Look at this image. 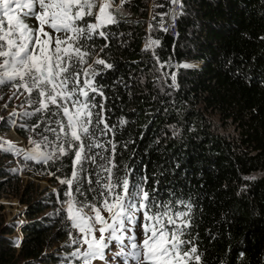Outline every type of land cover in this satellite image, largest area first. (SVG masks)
<instances>
[{
    "label": "trees",
    "instance_id": "obj_1",
    "mask_svg": "<svg viewBox=\"0 0 264 264\" xmlns=\"http://www.w3.org/2000/svg\"><path fill=\"white\" fill-rule=\"evenodd\" d=\"M112 13L117 22L100 29L107 39L94 35L87 43L96 52L108 44L100 58L113 64L93 65L104 95L89 93L105 105L113 128L98 134L105 149L108 141L116 144L113 171L134 183L146 179V190L161 202L191 203L186 231L202 264H264V0H182L176 37L159 28L162 18L151 21L149 36L158 41L152 52L144 47L148 0H126ZM216 124L229 125L233 135L217 133ZM64 160L69 176L71 155ZM85 167L82 178L106 175ZM14 177L0 168V186ZM89 187L84 179L86 195L95 196ZM67 199L59 189L58 197L27 200L18 246L10 238L14 228L0 225V264H64L69 245L55 244L66 234L58 202Z\"/></svg>",
    "mask_w": 264,
    "mask_h": 264
},
{
    "label": "snow or ice",
    "instance_id": "obj_2",
    "mask_svg": "<svg viewBox=\"0 0 264 264\" xmlns=\"http://www.w3.org/2000/svg\"><path fill=\"white\" fill-rule=\"evenodd\" d=\"M125 2L120 0L117 5L115 0H0V83L18 81L13 86L28 94L30 105H38L24 115L39 113L44 118L41 123L47 121L44 131L55 135V140L40 133L39 141L30 137L31 149L17 148L0 137V151L45 164L71 154V173L59 182L67 185L68 199L62 202L66 205L62 210L67 213L70 227L80 234L78 240L69 233L71 242L80 245L70 255L81 264L103 259L113 241L121 246V254L136 264H202L203 254L198 251L195 238L186 231L191 227V203L161 202L146 190V179L134 183L127 175L118 176L113 171L116 144L108 141L111 149H105L98 139V134L105 135L113 128L105 122V105L96 103L95 95H89H104L96 82L99 70L93 65L112 69L113 64L100 58L108 44L96 52L94 42H87L94 40V35L107 39L100 29L117 22L110 9ZM180 2L172 0L175 4ZM28 18H35L38 26L28 25ZM46 27L56 35L46 31ZM156 43L151 41L146 49ZM90 56L94 57L91 62L87 59ZM172 80L175 82L174 74ZM94 108L99 111L93 112ZM40 126L37 123L33 128ZM97 148L111 154L93 152ZM88 163L106 175L97 174L95 181L87 176L82 178V173L88 172ZM84 179L90 185L87 191L96 193L92 201L77 199V193L86 195L82 188ZM102 212H107L108 217ZM138 214L143 217L139 225L143 229L142 240L135 233Z\"/></svg>",
    "mask_w": 264,
    "mask_h": 264
},
{
    "label": "rangeland",
    "instance_id": "obj_3",
    "mask_svg": "<svg viewBox=\"0 0 264 264\" xmlns=\"http://www.w3.org/2000/svg\"><path fill=\"white\" fill-rule=\"evenodd\" d=\"M180 4H176L178 6H175V3H172V0H148V26L146 25L148 36L144 42L145 48L151 41H154L149 36L152 31L151 21L154 17L157 16L163 19L159 26L161 29V24L164 21H167L169 11L171 9L179 8ZM117 5H120V2ZM120 8L121 6L110 9V11L113 12ZM26 23L34 28L38 26V22L35 18L26 19ZM45 30L50 32L53 36L56 35L50 28L46 27ZM156 44H153L147 49L152 52ZM158 74L162 80H165L166 74L161 70V65L158 66ZM169 79L172 85H176V82H173L172 80V75H169ZM17 83L19 82L7 81L0 83V137L16 144L17 148L20 149H31L33 145L29 144V138L31 137L39 141L41 136L38 135V133L47 135L50 140H55V135L53 133L44 131L47 121L45 120L44 123H41V120L44 118L42 117L39 121L38 119L41 116L39 113L31 117L24 115L25 112H33L38 105H30L27 102L29 99L28 94L22 88L17 89L13 86ZM33 95H35V93H33ZM50 119L55 120L57 117H50ZM37 123H40L41 126L40 128L34 129L33 126ZM51 126L56 127L55 124ZM214 130L227 137L233 135V131L229 125L223 126L221 124H216ZM50 150L51 149H49V151ZM0 168L9 169L13 171L15 175L12 181L0 186V225H3V227L14 228V232L10 235V238L16 240L18 246L20 238L22 237L20 224L26 220V201L31 198L37 199L48 193H53L58 197L59 189L65 193L67 185H62L59 181L67 176V164L65 163L64 157H62L61 160H57L55 163L52 161H49L47 164L38 162V165H35L34 160L25 161L21 155H14L9 152L0 151ZM57 169H59V171ZM258 176H260V174L255 173L252 175V178ZM116 191H120V189L117 188ZM76 196L79 200H85L87 198L89 201H92V198L94 197L90 194L85 196L76 194ZM58 205L60 210H62L63 207H66V205H61L60 202H58ZM102 215L108 217L107 212H102ZM65 217H67L66 212ZM109 223H112V221L109 220ZM142 223V214H138V226L135 228V233L139 240L143 239V229L142 227H139ZM63 227L66 233L65 237L55 244L57 246L63 243L69 245L67 247L68 253L65 256L67 259L63 260L62 258L63 263L81 264L80 260H76L70 255L76 248L80 247V245L73 244L69 238L70 232L72 236L78 240L80 239V234L77 230L70 227V222L67 218ZM105 235H107V233H105ZM126 235H131V233ZM96 236H99L98 232H96ZM127 243L128 241L125 240V245H127ZM127 250L130 251L131 249L129 248ZM51 251H55V246L51 248ZM92 264H136V261L130 257L122 255L121 246L113 241L109 248L106 249L105 257L103 259H94Z\"/></svg>",
    "mask_w": 264,
    "mask_h": 264
},
{
    "label": "built area",
    "instance_id": "obj_4",
    "mask_svg": "<svg viewBox=\"0 0 264 264\" xmlns=\"http://www.w3.org/2000/svg\"><path fill=\"white\" fill-rule=\"evenodd\" d=\"M175 12L178 13L179 12V8L175 9ZM172 25H168V20L164 21L161 25V29L164 33H166L167 35L171 36V37H176L177 36V25H176V20L173 21V23H171ZM198 65V64H197Z\"/></svg>",
    "mask_w": 264,
    "mask_h": 264
},
{
    "label": "water",
    "instance_id": "obj_5",
    "mask_svg": "<svg viewBox=\"0 0 264 264\" xmlns=\"http://www.w3.org/2000/svg\"><path fill=\"white\" fill-rule=\"evenodd\" d=\"M175 6H178V5H175ZM170 15H171V23H173V21L176 20V17H177V13L175 12V9L172 10Z\"/></svg>",
    "mask_w": 264,
    "mask_h": 264
},
{
    "label": "bare ground",
    "instance_id": "obj_6",
    "mask_svg": "<svg viewBox=\"0 0 264 264\" xmlns=\"http://www.w3.org/2000/svg\"><path fill=\"white\" fill-rule=\"evenodd\" d=\"M175 5H176V4H175ZM171 12H172V9L169 11V14H168V17H167L168 25H170V26L172 25V24H171V15H170Z\"/></svg>",
    "mask_w": 264,
    "mask_h": 264
},
{
    "label": "clouds",
    "instance_id": "obj_7",
    "mask_svg": "<svg viewBox=\"0 0 264 264\" xmlns=\"http://www.w3.org/2000/svg\"><path fill=\"white\" fill-rule=\"evenodd\" d=\"M196 65H197V64H196ZM197 66H199V64H198Z\"/></svg>",
    "mask_w": 264,
    "mask_h": 264
}]
</instances>
